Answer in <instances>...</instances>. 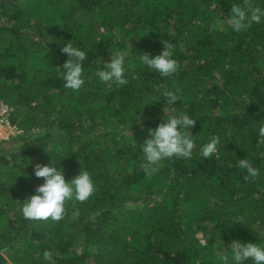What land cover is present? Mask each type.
I'll return each mask as SVG.
<instances>
[{"label": "trees", "instance_id": "trees-1", "mask_svg": "<svg viewBox=\"0 0 264 264\" xmlns=\"http://www.w3.org/2000/svg\"><path fill=\"white\" fill-rule=\"evenodd\" d=\"M1 104L0 264H264V0H0Z\"/></svg>", "mask_w": 264, "mask_h": 264}, {"label": "built area", "instance_id": "built-area-1", "mask_svg": "<svg viewBox=\"0 0 264 264\" xmlns=\"http://www.w3.org/2000/svg\"><path fill=\"white\" fill-rule=\"evenodd\" d=\"M12 112V107L6 104L0 105V127L8 128L14 130V133H19L20 131L15 128L13 124L10 123V115ZM6 135V138H8Z\"/></svg>", "mask_w": 264, "mask_h": 264}, {"label": "rangeland", "instance_id": "rangeland-1", "mask_svg": "<svg viewBox=\"0 0 264 264\" xmlns=\"http://www.w3.org/2000/svg\"><path fill=\"white\" fill-rule=\"evenodd\" d=\"M7 134H9L8 137H10V136H14L16 133H14V130H12V129H8L6 127L5 128L0 127V140L6 139V135ZM198 237L203 242V238H202V234L201 233H198Z\"/></svg>", "mask_w": 264, "mask_h": 264}]
</instances>
